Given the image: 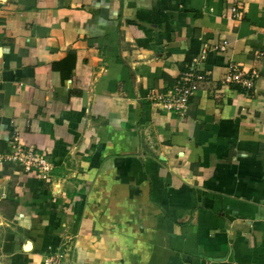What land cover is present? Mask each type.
Wrapping results in <instances>:
<instances>
[{
	"label": "crops",
	"instance_id": "1",
	"mask_svg": "<svg viewBox=\"0 0 264 264\" xmlns=\"http://www.w3.org/2000/svg\"><path fill=\"white\" fill-rule=\"evenodd\" d=\"M15 134L54 168L0 161V264H264V0H0V155Z\"/></svg>",
	"mask_w": 264,
	"mask_h": 264
},
{
	"label": "built area",
	"instance_id": "2",
	"mask_svg": "<svg viewBox=\"0 0 264 264\" xmlns=\"http://www.w3.org/2000/svg\"><path fill=\"white\" fill-rule=\"evenodd\" d=\"M234 16H239L237 7H233ZM229 41L225 40L219 48L224 50ZM206 50H203L201 58L205 57ZM209 73H202L194 68L184 71L178 78L176 84L165 91L154 93L153 100L156 105L167 112L178 113L183 116L189 109L191 97L200 89L203 82L208 81ZM225 82L240 83L247 88L254 87V77L246 76L237 65H231ZM1 163L12 162L22 166L26 171L36 170L42 181H51L54 165L49 156L40 149L27 146L22 142L18 134H15L10 141V150L0 155ZM65 251H55L47 256L43 264H63Z\"/></svg>",
	"mask_w": 264,
	"mask_h": 264
}]
</instances>
